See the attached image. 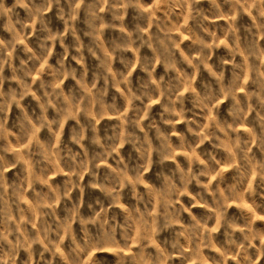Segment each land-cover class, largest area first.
Here are the masks:
<instances>
[{
    "label": "rangeland",
    "instance_id": "1",
    "mask_svg": "<svg viewBox=\"0 0 264 264\" xmlns=\"http://www.w3.org/2000/svg\"><path fill=\"white\" fill-rule=\"evenodd\" d=\"M0 264H264V0H0Z\"/></svg>",
    "mask_w": 264,
    "mask_h": 264
}]
</instances>
